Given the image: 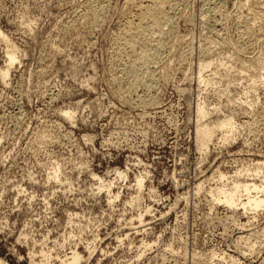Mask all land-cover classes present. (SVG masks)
<instances>
[{"label":"rangeland","instance_id":"1","mask_svg":"<svg viewBox=\"0 0 264 264\" xmlns=\"http://www.w3.org/2000/svg\"><path fill=\"white\" fill-rule=\"evenodd\" d=\"M151 1L0 0V28L23 51L7 84L0 79L6 264L46 263L45 252L56 263L74 248L80 264H264V209L234 211L196 189L203 180L214 187L218 171L264 162V69L248 61L264 56V27L251 26L253 1L175 0L159 45L162 32L138 25ZM88 8L101 11L97 22ZM247 24L259 39H241ZM137 25L138 40L152 38L145 63L139 46L124 45ZM4 49L0 41V65ZM209 59L245 63L234 72L217 62L201 82ZM199 101L219 107L210 119L232 116L233 140L222 143L218 131L208 150L197 149ZM92 173L113 181L119 197L109 202ZM137 174L145 176L140 192ZM254 178L262 184L264 168Z\"/></svg>","mask_w":264,"mask_h":264},{"label":"bare ground","instance_id":"2","mask_svg":"<svg viewBox=\"0 0 264 264\" xmlns=\"http://www.w3.org/2000/svg\"><path fill=\"white\" fill-rule=\"evenodd\" d=\"M252 4L249 7V10L251 11L252 18L254 22H252L251 26H258V27H264V12L260 9L259 0H252ZM175 0H152L150 4L147 5H141L140 8V20L138 25L142 23V20H146V23L141 26L142 28H149V29H156V31L161 33V29L164 26H167L166 24H169L168 21L171 17L169 11H171V8H173ZM88 12H90L91 20L93 23L97 22L98 19L101 18V11L94 8H88ZM170 9V10H168ZM139 15V14H138ZM257 20V22H255ZM137 25V26H138ZM140 26L135 27L134 29L131 28L129 34L125 37L124 45L128 47V49L133 53L135 51L136 46H139L141 49V52L137 56V60L139 59V62L145 63L147 60L151 59L149 56L150 54H147L145 50L146 47H148V44L151 43V39L147 37L146 39L138 40L137 37L140 35L141 31L139 29ZM250 24H247L243 28V33L240 35L242 36L241 39H248L247 36L250 38L249 40L252 41L259 39V36H249L250 33ZM163 30V29H162ZM164 32V33H163ZM161 34V38L158 34V42L157 44L163 43V40L165 39V31H163ZM246 35V37L244 36ZM239 36V37H240ZM244 37V38H243ZM252 38V39H251ZM240 39V38H239ZM240 39V40H241ZM0 41H2L5 44L4 49V64L0 65V79L3 83L7 84L9 73L12 69V67L16 63H20V54L23 52L19 46L13 42L7 34H5L4 31L0 28ZM138 44V45H137ZM156 45V44H155ZM242 48L234 47L235 53L238 55L241 52ZM204 60H201V62ZM245 60L242 61L241 67L237 68L231 65H225L227 62H223V60H216V59H209L205 63H200L199 70L197 72V78L201 82H205V78L203 76L204 68H208L209 66L213 64H217V62H220V65L225 66V68H234V72H241V68H243V64ZM248 61H255L254 66L259 67L260 69H264V56L261 54L252 57ZM76 67V66H75ZM130 68H133L132 66ZM76 69V68H75ZM75 71V70H74ZM77 72V71H76ZM259 77L264 79V73L260 72ZM237 80L233 79L232 82ZM208 81V80H207ZM231 81H229L230 83ZM229 84L226 85V88H228ZM232 99H230L231 101ZM143 102H149L150 100H142ZM196 124H195V143L196 147L200 152H205L209 149V146L212 144L213 138L216 135L218 131H224L226 132L221 137L222 143L229 142L230 140H233V131L236 129V123L233 120L232 116L230 115H224L222 117L216 116L213 119L208 118L211 114L212 110L213 112H218L219 107L214 106L212 109H209L204 102L199 101L196 103ZM62 114L67 118L68 120H73L75 112L70 109H66L62 111ZM264 168V162H257L253 165V167H236L232 174L228 175L226 173H222L221 171H218V179L217 184L214 187H208L206 188V181L203 180L202 182L198 183L196 189L197 192L201 190L207 191L209 196L216 202L220 203L224 206H227L228 208H231L232 210H242L244 213L250 211V212H257L258 210L264 209V197H262L261 193L264 191V182L262 184L256 183V179L254 176H259L260 173L263 172ZM53 172V170L51 171ZM59 167H55L53 175L54 178L58 177ZM117 176L126 178V172L120 169L115 168V172ZM92 176L96 177L99 184L97 186L98 191L105 190L106 195L108 197L109 202H113L115 199L119 197V193L115 192L113 193L112 187H113V181L109 180L105 182L104 179H102L100 176H98L95 173H92ZM144 175L143 174H137L135 176V187L137 191H141L144 183ZM205 183V184H204ZM136 193V192H135ZM264 194V193H263ZM138 196L135 195L131 198L129 203H136L138 200ZM149 211V207L145 210V212ZM143 215L142 213L138 214V218L142 219ZM26 236V235H25ZM26 240V239H25ZM91 243H89L90 245ZM143 247H146L149 245V243H141ZM88 249L89 257L94 252V248L86 246ZM42 251V250H41ZM32 253V252H31ZM142 254V253H141ZM140 254V255H141ZM139 255V256H140ZM42 257L46 261V263L43 262V260L39 264H80L81 260L83 259V255L76 249H72L68 254H65L63 257L57 256V262L52 263V257L50 253H42ZM32 259V258H30ZM56 259V258H55ZM0 264H6V262L0 258ZM30 264H38L35 263L33 260H31Z\"/></svg>","mask_w":264,"mask_h":264}]
</instances>
